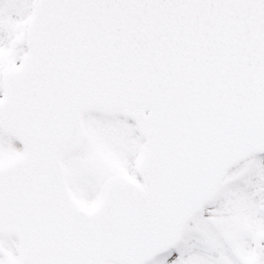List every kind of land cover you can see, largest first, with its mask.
Here are the masks:
<instances>
[{"label": "snow or ice", "instance_id": "6c2138e0", "mask_svg": "<svg viewBox=\"0 0 264 264\" xmlns=\"http://www.w3.org/2000/svg\"><path fill=\"white\" fill-rule=\"evenodd\" d=\"M0 264H264V0H0Z\"/></svg>", "mask_w": 264, "mask_h": 264}]
</instances>
